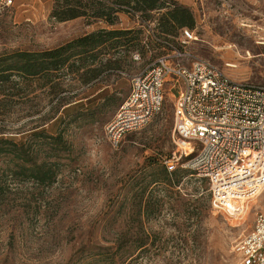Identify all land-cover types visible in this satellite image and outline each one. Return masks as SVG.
Wrapping results in <instances>:
<instances>
[{"label":"rangeland","instance_id":"obj_1","mask_svg":"<svg viewBox=\"0 0 264 264\" xmlns=\"http://www.w3.org/2000/svg\"><path fill=\"white\" fill-rule=\"evenodd\" d=\"M164 1L187 9L192 28L161 33L164 10L140 18L121 13L112 26L88 16L60 21L53 10L62 0H16L0 15V57L51 50L99 29L130 32L121 46L107 43L94 51L92 64L85 62L107 65L96 78L80 79L85 68L63 78L62 119L38 128L60 133L61 143L29 137L31 119L56 101L36 79L29 100L13 97L0 118V137L28 148L23 158L0 154V264H239L235 246L264 211V189L239 216V210H213L207 181L186 158L171 160L178 158L171 97L116 146L105 128L129 93L131 76L182 46L183 29L195 37L184 45L190 59L209 60L237 81L263 82L264 46L257 42L264 38V0ZM42 163L55 173L50 184L29 177L30 165Z\"/></svg>","mask_w":264,"mask_h":264},{"label":"built area","instance_id":"obj_2","mask_svg":"<svg viewBox=\"0 0 264 264\" xmlns=\"http://www.w3.org/2000/svg\"><path fill=\"white\" fill-rule=\"evenodd\" d=\"M16 0H0V15ZM183 45L171 47L130 78L129 93L105 131L115 146L161 113L171 97L175 162L205 179L215 211L240 213L239 204L264 189V80L237 81L206 59H190L184 47L194 40L182 30ZM264 46V38L257 42ZM133 61L141 60L139 53ZM169 160V161H171ZM237 206V207H235ZM239 264H264V211L237 242Z\"/></svg>","mask_w":264,"mask_h":264},{"label":"trees","instance_id":"obj_3","mask_svg":"<svg viewBox=\"0 0 264 264\" xmlns=\"http://www.w3.org/2000/svg\"><path fill=\"white\" fill-rule=\"evenodd\" d=\"M164 12L159 17V26L162 32H170L172 27L192 28L190 14L187 9L170 6L164 0H62L54 6L53 16L60 21L88 16L95 21H102L108 26L118 22V16L125 13L136 18L146 16L152 11ZM130 32L117 29H99L87 35L66 42L54 49L43 52L16 51L0 57V118L7 115V107L17 97L18 101L29 100L31 82L36 79L40 81V88L47 86L48 94L56 98L55 104L44 112L39 118L31 119L33 130L29 137L44 136L47 139L62 142V135L49 136L38 128L60 118L61 102L59 97L62 92L61 84L67 74L76 76L81 69L82 80L90 81L96 78L102 71L98 67L85 66L86 61L92 64L95 60V50L106 47L121 46V38H125ZM27 147L17 144L12 139L0 137V154L10 153L12 158H23ZM31 166L30 178L39 184H50L54 180L55 173L51 167L44 169V164H33ZM169 182V180H167Z\"/></svg>","mask_w":264,"mask_h":264},{"label":"bare ground","instance_id":"obj_4","mask_svg":"<svg viewBox=\"0 0 264 264\" xmlns=\"http://www.w3.org/2000/svg\"><path fill=\"white\" fill-rule=\"evenodd\" d=\"M242 26V25H241ZM243 26H245V25H243ZM247 27V26H246ZM246 58L247 59H250V58H252V55L249 53V52H247L246 54ZM239 56V55H238ZM239 58H240V56H239ZM225 66H227V67H229V68H235L236 66H235V64L234 63H227ZM263 190V189H262ZM261 190V191H262ZM259 194V193H258ZM252 203V202H251ZM245 202H242V203H240L239 204V206H240V213L238 214V216L239 215H241L242 213L241 212H243V209H245V211H247V210H249V209H251V206H253V203L252 204H250V205H247L246 207H245ZM249 204V203H248Z\"/></svg>","mask_w":264,"mask_h":264},{"label":"crops","instance_id":"obj_5","mask_svg":"<svg viewBox=\"0 0 264 264\" xmlns=\"http://www.w3.org/2000/svg\"><path fill=\"white\" fill-rule=\"evenodd\" d=\"M258 45V44H257Z\"/></svg>","mask_w":264,"mask_h":264}]
</instances>
